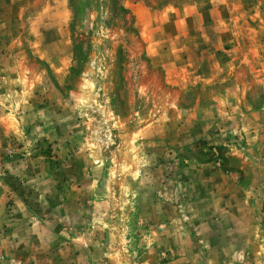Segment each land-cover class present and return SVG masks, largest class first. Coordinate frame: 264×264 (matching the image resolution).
<instances>
[{
	"label": "rangeland",
	"instance_id": "1",
	"mask_svg": "<svg viewBox=\"0 0 264 264\" xmlns=\"http://www.w3.org/2000/svg\"><path fill=\"white\" fill-rule=\"evenodd\" d=\"M42 1L0 23V264H264V0H66L52 62Z\"/></svg>",
	"mask_w": 264,
	"mask_h": 264
},
{
	"label": "crops",
	"instance_id": "2",
	"mask_svg": "<svg viewBox=\"0 0 264 264\" xmlns=\"http://www.w3.org/2000/svg\"><path fill=\"white\" fill-rule=\"evenodd\" d=\"M28 1L32 0H0V23L5 22V21H11L19 18L18 15L12 16L11 18L6 15L8 13V8L11 7L12 10L17 12V10L24 9L26 4H28ZM65 5H66V0H43L42 2L37 3L36 10L33 13H38L40 12H49L50 17H42L41 16H34L32 20L30 21V29L32 30V35H33V45L35 47V52L37 55L42 56L45 61H54L53 59H56V57H50L48 54H46L47 50H45V53H43L42 48H46L48 46H61L59 44L61 39V35L66 34V29L64 24H67V16L65 15ZM59 13V15L57 14ZM60 14H64V16H60ZM52 16V17H51ZM65 18V19H64ZM42 29L40 31H36L38 29ZM34 32V33H33ZM3 33H1V37H3ZM64 40H65V35H64ZM42 46V48L40 47ZM46 46V47H44ZM61 49V47H60ZM58 49L59 52L61 50ZM63 53L66 54V49H63Z\"/></svg>",
	"mask_w": 264,
	"mask_h": 264
},
{
	"label": "trees",
	"instance_id": "3",
	"mask_svg": "<svg viewBox=\"0 0 264 264\" xmlns=\"http://www.w3.org/2000/svg\"><path fill=\"white\" fill-rule=\"evenodd\" d=\"M217 150V153H209V158L205 162L212 161V160H219L220 161V167L222 170L229 172V171H237V169L234 166H229V162L231 160H236L234 157L231 156H225L222 153V147H215Z\"/></svg>",
	"mask_w": 264,
	"mask_h": 264
}]
</instances>
